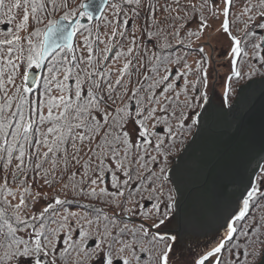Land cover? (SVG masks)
Instances as JSON below:
<instances>
[{
    "label": "snow or ice",
    "instance_id": "1",
    "mask_svg": "<svg viewBox=\"0 0 264 264\" xmlns=\"http://www.w3.org/2000/svg\"><path fill=\"white\" fill-rule=\"evenodd\" d=\"M0 17V264H189L170 157L218 53L225 100L264 75V0H0ZM252 176L191 264H264Z\"/></svg>",
    "mask_w": 264,
    "mask_h": 264
},
{
    "label": "water",
    "instance_id": "2",
    "mask_svg": "<svg viewBox=\"0 0 264 264\" xmlns=\"http://www.w3.org/2000/svg\"><path fill=\"white\" fill-rule=\"evenodd\" d=\"M202 118L175 158L170 177L180 214L175 227L206 236L264 162V78L239 87L230 108H212Z\"/></svg>",
    "mask_w": 264,
    "mask_h": 264
},
{
    "label": "rangeland",
    "instance_id": "3",
    "mask_svg": "<svg viewBox=\"0 0 264 264\" xmlns=\"http://www.w3.org/2000/svg\"><path fill=\"white\" fill-rule=\"evenodd\" d=\"M221 19H222V17H221ZM212 23L214 26H218L217 21H212ZM228 45H229V42H228L226 36L220 35L217 37V42H216L217 49H223V51L226 52L228 49ZM193 59H195L194 56H193ZM212 69L213 70H211V73L209 75V87H208L209 90L207 89L209 91L208 92L209 93L208 102L206 104H204L203 109L200 110L201 113L202 112L207 113L212 108L215 110L219 107H227L224 104V101L222 99V92H223V85L227 81V75L230 73L229 60L225 56H223L222 53H218L216 56V59L213 61ZM241 86H243V85H240L239 87H241ZM239 87H238V89H239ZM237 97H238V93H237L235 100L237 99ZM235 100L233 101V103L235 102ZM232 104H231V106H232ZM197 126H196V128H197ZM195 131H196V129H195ZM181 152H180V154H181ZM173 163H174V161H173ZM44 191H49V193H50V190L44 189ZM175 230L179 234L178 235V243L181 245V247H183L185 256L187 257L189 264H191V260L196 255V250L198 248L203 247V242L205 241L206 237H209L212 234H209L206 236L187 234V233H182L176 227H175Z\"/></svg>",
    "mask_w": 264,
    "mask_h": 264
},
{
    "label": "trees",
    "instance_id": "4",
    "mask_svg": "<svg viewBox=\"0 0 264 264\" xmlns=\"http://www.w3.org/2000/svg\"><path fill=\"white\" fill-rule=\"evenodd\" d=\"M80 2V0H77V3H79ZM161 3H163V0H161ZM0 19H3V17H0ZM137 23H140V21H137ZM131 24H132V21H130V26H131ZM14 27V25L13 24H7V25H5V24H0V32H5V31H7V29H9V28H13ZM137 35L139 36L140 34H139V32L137 33ZM227 38V37H226ZM228 40V39H227ZM229 42V41H228ZM173 44L175 45V41H173ZM151 47V46H150ZM194 48H195V45H194ZM175 51L176 52H179L180 51V49H179V47H177L176 49H175ZM183 51H185V52H188V56H187V60H188V62L192 65V67L193 68H195L196 67V64H195V62L199 59V56L196 54V52L194 51V50H192V51H189L188 49H184ZM193 56L195 57V59H193ZM229 67H230V62H229ZM211 70H213L212 69V67L209 69V75H210V73H211ZM230 71H231V69H230ZM230 74V73H229ZM229 74L227 75V77L229 76ZM195 77H193V76H190L189 77V79H194ZM260 78H264V75H259V74H257V75H254V76H252V78L249 80V79H245V80H241V81H235V80H233L232 81V83H231V87H232V92L229 94V96H228V98H227V100H225V89L228 87V83H227V81L224 83V85H223V92H222V99H223V101H224V104L227 106V107H230L231 106V104L233 103V101L235 100V98H236V96H237V93H238V87L240 86V85H244V84H246V83H248L249 81H251V80H254V79H260ZM178 84H179V82H178ZM209 90V89H208ZM207 90V93L209 92ZM208 97H209V93H208ZM201 103H203V101H201ZM195 129H196V126L192 129V131H191V133L190 134H186V137H185V140H184V143L183 144H177V149H178V151L176 152V154L173 156V157H170V160L172 161V164H173V161H174V159L180 154V152L182 151V149H183V147L190 141V139H191V137L193 136V134H194V132H195ZM171 164V165H172ZM35 186V185H34ZM171 187H173V184L171 185ZM46 190H48V189H46ZM262 190H264V186H262ZM73 211H75L76 209L75 208H73L72 209ZM207 238V237H206ZM205 239V238H204Z\"/></svg>",
    "mask_w": 264,
    "mask_h": 264
},
{
    "label": "bare ground",
    "instance_id": "5",
    "mask_svg": "<svg viewBox=\"0 0 264 264\" xmlns=\"http://www.w3.org/2000/svg\"><path fill=\"white\" fill-rule=\"evenodd\" d=\"M261 82H263V81H261ZM261 82H253L251 85L258 84V83H261ZM251 85H250V86H251ZM204 120H205V118H202V119L200 120L199 126H200V124H201ZM262 166H264V162H263Z\"/></svg>",
    "mask_w": 264,
    "mask_h": 264
}]
</instances>
